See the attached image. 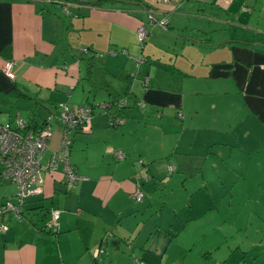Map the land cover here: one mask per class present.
I'll return each mask as SVG.
<instances>
[{
  "label": "crops",
  "instance_id": "0c3cea01",
  "mask_svg": "<svg viewBox=\"0 0 264 264\" xmlns=\"http://www.w3.org/2000/svg\"><path fill=\"white\" fill-rule=\"evenodd\" d=\"M83 1L0 0V124L14 127L21 119L41 126L59 112V103L93 105L91 132L74 133L69 151L70 162L85 180L73 190L61 165L44 174L43 193L28 200L25 218L2 222L7 230L0 232V264H230L234 251L243 254V264H264V236L258 239L264 231V0ZM150 12L167 19L168 28L150 25ZM140 25L149 32L143 47L136 39ZM202 33L210 42L201 40ZM136 58L144 61L137 65ZM5 61L16 64L11 79L1 72ZM203 86L226 100L234 130L225 134L228 139L215 137L214 129H207L208 138L199 132L193 137L190 146L201 150L202 167L212 164L222 195H212L208 181L198 176V187L187 193L184 215L212 214L226 224L223 214L234 217L239 204L235 206L233 194L226 199L223 190L244 183L242 175L236 179L239 170L255 173L258 193L247 192L252 210L242 224H234L249 234L248 244L228 246L223 255L224 240L215 236L196 249V263L182 254L191 256L194 247H178L185 225L175 231L177 211L172 209L166 225L142 220L144 201L135 202L133 194L151 182H144L136 146L139 133L148 129L146 122L162 120L170 110L174 118L185 111V133L203 109L188 105L186 97L200 95ZM114 98L126 102L119 112L123 122L115 128L109 126V109L100 107ZM51 126L43 166L61 138L55 116ZM239 149L255 151V158L247 156L235 167L224 163L225 152ZM119 152L125 157L118 159ZM152 171L163 174L158 166ZM147 173L152 174L150 167ZM15 191L13 183L1 180L0 206ZM52 209L60 210L56 235L43 231ZM253 218L257 228L250 224Z\"/></svg>",
  "mask_w": 264,
  "mask_h": 264
},
{
  "label": "rangeland",
  "instance_id": "374dc122",
  "mask_svg": "<svg viewBox=\"0 0 264 264\" xmlns=\"http://www.w3.org/2000/svg\"><path fill=\"white\" fill-rule=\"evenodd\" d=\"M176 80L179 79L176 78ZM207 87L209 89L211 88L210 86H203L201 94L194 95V98L191 100L186 97L188 105L193 108L196 107L197 110L203 106V109L192 121L189 122V126H187L188 130L185 133H182L181 129L186 126L188 114L183 111L184 119L180 120L174 118L173 113L170 110L165 112V116L162 120L151 119L150 122H146L147 125L149 124L147 126L148 129L139 133V139L136 144L138 152L141 153L139 159L143 160L145 164H148L152 173L150 174L152 177L151 182L148 183L147 188H142L141 191L145 197L142 199L144 201L141 208L142 211H144L142 220L150 222L158 220L159 223L164 221L163 224L166 225L168 222L167 219H172V209H175L179 219L174 221L175 231H179L182 225H185V230L178 235V247L183 248L186 245L194 247V253L191 256H189L187 251H183L182 254L183 256H188L196 263L200 262L196 257H193L196 249H198L206 240L216 238L215 236L224 240L221 251L223 252V255L226 252L225 248L228 246L231 247V245L237 243H240L243 246L248 244L247 236L249 234L245 233L244 230L237 231L234 224H242L244 214L249 217L250 211L252 210V203H246L247 197H250L249 193L254 195L258 193L256 188H254L255 179H257L255 173L248 168L247 172L239 170L236 179L239 180V175H242L245 180L244 183L243 180H240L232 190H223V193L226 194V199L230 198L233 194V198L236 201L235 206L236 203L239 204L236 206L238 209H235L236 214H234V217H228V214L226 213L223 214V218L227 221L226 224H221L219 220L214 219L212 214H208L204 218L192 215L189 219L190 215H188V212L185 215L183 213V210L186 209L184 207L187 203V193L196 189L199 185L198 176H202L208 181V189L212 195H222L220 189L217 187L218 175L212 170V164L206 162L202 167L204 160L202 159L201 150L191 148L190 146L193 137L199 133H202L203 135L205 134L206 136V134L209 133L207 129H214V136L223 139H228V136L225 134H231V130H234L230 125V119L235 117L232 111L225 108L224 104L226 100H222V98L216 94L212 95L213 92L209 93ZM194 93H197V91H194ZM17 102L23 105L26 103L22 100H17ZM214 105H216L215 108ZM4 115L5 114H1L2 118H4ZM233 133H235V131H233ZM180 138H182V141L179 140ZM206 138L208 137L206 136ZM178 140V148L175 150ZM230 142L232 141L230 140ZM235 150H237L236 147ZM207 151H209V153L214 152L211 148ZM261 154H264V152L261 151ZM255 155V151L248 152L247 150L239 149V152H225L223 158H226L224 163H229L232 167H235L238 164L241 166L242 162H245V160L248 159L247 156L255 158ZM227 160L229 162H227ZM166 164L175 167L176 172L168 176L166 172ZM156 166L163 169V174L161 172L158 176L156 172L152 171V168ZM196 168L200 170L202 169L201 173L195 171ZM233 178H235L234 175L232 176V179ZM198 195L199 194L194 196V203L196 202ZM221 197L219 199H221ZM224 204H226V202ZM208 207H210V205ZM187 209H189V201ZM160 213L167 214L168 217H162V214ZM39 216L41 215L39 214ZM256 220L257 219L253 218L252 221H250V224H252V227L254 228L258 227ZM262 235L264 236V231L260 232L258 239ZM235 252L236 251L230 254L232 257L227 263L243 264V254L240 255L239 252ZM252 254L253 253L246 257L251 258ZM260 261V264H262V260Z\"/></svg>",
  "mask_w": 264,
  "mask_h": 264
},
{
  "label": "built area",
  "instance_id": "2783aa9c",
  "mask_svg": "<svg viewBox=\"0 0 264 264\" xmlns=\"http://www.w3.org/2000/svg\"><path fill=\"white\" fill-rule=\"evenodd\" d=\"M168 1L165 0L166 3ZM149 18L151 25L154 23L160 28H166V20L156 21L151 16ZM148 36L147 29L140 25L136 30V39L139 45L145 43ZM143 61V58H136L137 65ZM15 66L14 61H5L1 72L11 79ZM117 104L121 107L126 106L125 100H121ZM59 108L58 122L61 127V138L58 148L51 154L44 166L41 164V160L48 147L52 131V126L48 121L36 128L29 127L28 122L21 119L16 120L14 127L0 124V174L1 177L16 186V201L14 203L6 202L0 210V216L9 213L14 219L22 218L21 207L25 200L43 193L44 174L56 172L59 165L62 166L64 180L71 188H75L82 179L75 173L69 160L72 144L71 133L74 131L79 133L91 132L92 109L87 105L69 107L63 103L59 105ZM177 117L183 118L181 113ZM121 124V121L114 119L110 125L117 127ZM116 157L122 159L125 155L119 152ZM173 171V168H169L170 173ZM133 198L137 202L143 198V193L139 187L134 192ZM59 216V210H51L50 220L46 224L48 231H57ZM6 230L7 226L0 223V232Z\"/></svg>",
  "mask_w": 264,
  "mask_h": 264
},
{
  "label": "trees",
  "instance_id": "16d2710c",
  "mask_svg": "<svg viewBox=\"0 0 264 264\" xmlns=\"http://www.w3.org/2000/svg\"><path fill=\"white\" fill-rule=\"evenodd\" d=\"M63 3L65 2L66 4H70V3H75V4H81V3H83V2H85V1H83V0H61ZM119 1H125V2H127V1H130V2H133L134 0H119ZM64 3V4H65ZM152 17L154 20H156V21H161V20H159V19H157L154 15H153V13L152 12H150V13H148V23L150 24V18L149 17ZM163 20H166V29L168 28V20L167 19H163ZM151 25V24H150ZM152 26H158L157 24H152ZM159 27V26H158ZM148 31V30H147ZM148 34H149V32H148ZM207 34H198V36L201 38V40H204V41H208V42H210V39H207V37H205ZM147 41H148V39H147ZM146 41V42H147ZM146 42L145 43H143V44H141V46L143 47L144 46V44H146ZM207 42V43H208ZM206 43V44H207ZM209 44V43H208ZM89 65H91V63H89ZM89 76V75H88ZM116 98H114L112 101H110V102H107V103H105V104H101V106L100 105H98V106H100V107H102L104 110H106L107 112H108V110L107 109H109V112H110V117H109V126L110 127H113V126H111L110 124H111V122H113L114 121V119H116V120H118V121H121V122H123V117L121 116V114H119V112H121V110L123 109V107H121V106H119L117 103L118 102H120L121 100H119L120 98H118L117 100H115ZM122 100H124V99H122ZM61 103H59L57 106H58V108H59V105H60ZM64 104V103H63ZM84 105H87V106H89V108H91L92 109V113H93V105L92 104H89V103H86V104H84ZM84 105H80V106H84ZM95 106V105H94ZM112 107H114V108H116L117 110H116V112H114V113H112L111 112V109H112ZM120 109V110H119ZM59 113H60V108H59V112L57 113V114H55V113H51V115L52 116H55L56 117V122H57V124H58V126L60 127V124H59V122H58V117H59ZM182 114V113H181ZM52 116H49L48 118H47V120L46 121H48L50 124H51V120H52ZM183 116V115H182ZM51 118V119H50ZM178 118V117H177ZM179 119V118H178ZM184 119V116H183V118L182 119H180V120H183ZM25 121H27V120H25ZM45 121V122H46ZM28 122V124H29V127H34V128H36V127H39L38 125L37 126H34L33 124H32V121H27ZM2 125V124H1ZM7 125V124H6ZM3 126H5V125H3ZM10 126V125H9ZM61 128V127H60ZM115 128V127H114ZM74 133H79V132H72L71 133V135H73ZM70 160V159H69ZM71 163V162H70ZM71 165L73 166V168H74V171H75V173L79 176V177H81L82 179L78 182V184H77V186L75 187V188H77L78 187V185H79V183L80 182H82L83 180H85V178L84 177H82V176H80L79 174H78V172H77V170H76V168H75V166L71 163ZM1 180H5V181H8V180H6V179H4L3 177H1V174H0V181ZM150 179H145L144 178V182H148ZM10 182V181H9ZM66 184H68L67 182H65ZM68 187L69 188H71L70 187V185L68 184ZM75 188H72L73 190L75 189ZM15 189H16V186H15ZM40 196V195H39ZM15 197H16V191H15V194H14V196L11 198V199H7L1 206H0V210H1V208H2V206L6 203V202H15L16 201V199H15ZM38 196H34V197H30V198H27L26 200H25V202H24V204H23V206L21 207V211H22V213H23V216H22V218H20V219H14L9 213H6V214H4V215H2V216H0V223H2L3 222V220L4 219H12V220H15V221H20V220H22V219H24L25 218V216H26V209H25V205H26V203L28 202V200H30V201H32L31 199H34V198H37ZM143 197H144V195H143ZM143 199V198H142ZM141 199V200H142ZM135 200V199H134ZM140 200V201H141ZM29 201V202H30ZM139 201V202H140ZM137 202V201H136ZM138 202V203H139ZM52 210H58V209H52ZM60 211V210H59ZM50 212H51V210L49 211V218H48V220L46 221V223H45V227H44V232H46V233H48V234H51V235H56L57 234V231L56 232H50V231H48L47 229H46V224H47V222L50 220ZM41 216H45L44 214H42ZM59 218H60V216H59Z\"/></svg>",
  "mask_w": 264,
  "mask_h": 264
},
{
  "label": "water",
  "instance_id": "95a60500",
  "mask_svg": "<svg viewBox=\"0 0 264 264\" xmlns=\"http://www.w3.org/2000/svg\"><path fill=\"white\" fill-rule=\"evenodd\" d=\"M141 163L143 164V170H144V175H145V179L147 178V179H151V177L148 175V173H147V170H148V166L145 164L144 165V161L143 160H141ZM169 168H173L174 169V171L173 172H169ZM166 172H167V175L168 176H170V175H172L173 173H175L176 172V168L175 167H171L170 165H167V167H166Z\"/></svg>",
  "mask_w": 264,
  "mask_h": 264
}]
</instances>
